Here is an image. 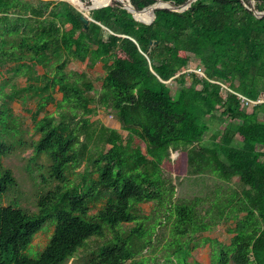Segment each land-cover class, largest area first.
Returning a JSON list of instances; mask_svg holds the SVG:
<instances>
[{
    "label": "trees",
    "instance_id": "obj_1",
    "mask_svg": "<svg viewBox=\"0 0 264 264\" xmlns=\"http://www.w3.org/2000/svg\"><path fill=\"white\" fill-rule=\"evenodd\" d=\"M254 1L264 12V0ZM155 2L131 0L139 10ZM107 4L85 23L65 0H0V98L10 80L4 67L14 63V76L26 78L22 91L37 103L33 159L44 158L57 183L35 212L2 204L16 179L1 160L23 144L3 98L0 264H66L89 244L96 251L83 264H203L191 258L205 245L211 264H264V16L250 0H196L183 12L159 9L146 24L119 0ZM74 61L102 63L99 90L87 72L69 69ZM18 95L15 88L6 97ZM101 108L126 136L91 120ZM218 117L224 125L208 143ZM172 152L181 172L212 177L214 188L179 198ZM50 218L53 233L33 258L26 250ZM231 222L229 245L205 236Z\"/></svg>",
    "mask_w": 264,
    "mask_h": 264
},
{
    "label": "rangeland",
    "instance_id": "obj_2",
    "mask_svg": "<svg viewBox=\"0 0 264 264\" xmlns=\"http://www.w3.org/2000/svg\"><path fill=\"white\" fill-rule=\"evenodd\" d=\"M82 3L85 6L83 12L90 18V8L92 7L91 0H82ZM112 3H117V1H113ZM197 64L198 62L193 60L188 67L189 71L195 70ZM13 66L14 63H10L4 67V69L9 70L7 77H9L10 80L3 93H1L0 101H4L3 98H5L14 115L18 118L22 130L20 139L23 141V144H15L14 146H11L9 153L1 160L2 165L5 168L10 169L16 179V185L3 196L2 204L4 206L19 207L32 213L37 211V202L39 198L42 195H45L57 183L49 178V163L44 158L33 159L34 153L30 144L33 140L38 139V136L34 133L31 112H34L37 109V103L36 100L29 99L28 96L30 93L22 91L27 84L26 78L20 75L14 76L13 71L11 70ZM69 69L79 72H87L90 80L93 81L95 89H100L104 77L102 63L99 62L94 68H89L87 63L74 61L69 65ZM37 70L40 74L44 72L41 67H37ZM200 76H203V74L200 73ZM172 86L175 87L176 84L173 83ZM15 88L19 91V95L12 99L7 98L6 95L13 92V89ZM91 94L93 95L94 92ZM55 96L57 100L61 99V94L59 92H57ZM246 109L252 111V105H246ZM46 111L53 113L55 111V105H48ZM40 116L42 117L43 113ZM91 120L99 121L105 126L115 128L123 136L127 135V132L121 129L120 123L116 118L105 109H99L96 115L92 116ZM223 125L224 123L220 120V117L215 118L210 131L205 135V141L209 143L212 133L220 131ZM260 149L262 148L260 147ZM171 159L173 162H176V164L172 165V169L169 173L175 178L174 182L177 186V196L179 198H192L194 195L203 193V191L209 192V190L214 188V179H212V177H206L203 180L200 177H189L184 171L181 172L182 165L179 162L180 156L178 152H172ZM83 170L84 167L78 169L77 172H83ZM44 178H47V181H45ZM232 184L234 187H238V179L235 178ZM142 207L146 214H150L152 209L151 203L143 204ZM95 212L96 210L93 211V213ZM54 223L55 220L53 218H50L45 223L42 231L36 234L31 246L26 250L27 254L33 258H37L40 255L53 233ZM235 224L236 223L234 222H231L230 224L224 223L215 227L212 231L206 232L205 236L207 235L229 245L234 236V234L229 231V228H234ZM95 251L96 246L89 244L80 249L76 257L66 264H83L92 257V254ZM211 256V248L208 245H205L194 251L191 260H197L203 264H211Z\"/></svg>",
    "mask_w": 264,
    "mask_h": 264
},
{
    "label": "water",
    "instance_id": "obj_3",
    "mask_svg": "<svg viewBox=\"0 0 264 264\" xmlns=\"http://www.w3.org/2000/svg\"><path fill=\"white\" fill-rule=\"evenodd\" d=\"M68 1L70 4H72L77 10H79L80 12L83 13L81 19L83 22L87 23L89 20H91V18H89L84 12H83V8H79L76 5H74L72 2H70L69 0H65ZM196 0H187L184 4L182 5H175L172 4L171 2H167V1H163V0H156V2L149 6V7H145L141 10L137 9L135 6H133V4L131 3L130 0H127V2L125 1H120L119 2L122 4V6L128 11L130 12L133 17L143 23L146 24H150L155 20L156 14L155 12L159 9H168L171 11H175V12H183L185 10H187L188 8H190L191 4L194 3ZM251 1V8L250 10L254 12V14L257 17H261L264 16V12H259L256 10L255 7V1L254 0H250ZM109 4L106 5H101V6H92L90 9H99V8H103L105 6H108ZM150 13L149 17L147 19H144V17Z\"/></svg>",
    "mask_w": 264,
    "mask_h": 264
},
{
    "label": "bare ground",
    "instance_id": "obj_4",
    "mask_svg": "<svg viewBox=\"0 0 264 264\" xmlns=\"http://www.w3.org/2000/svg\"><path fill=\"white\" fill-rule=\"evenodd\" d=\"M91 2H92V4H93V6H101V5H106L108 2H109V0H91ZM77 4H78V7L79 8H83V9H85V6H84V4L82 3V1L81 0H79V1H77ZM149 14V13H148ZM147 14V15H148ZM146 15V16H147ZM145 16V17H146Z\"/></svg>",
    "mask_w": 264,
    "mask_h": 264
},
{
    "label": "built area",
    "instance_id": "obj_5",
    "mask_svg": "<svg viewBox=\"0 0 264 264\" xmlns=\"http://www.w3.org/2000/svg\"><path fill=\"white\" fill-rule=\"evenodd\" d=\"M199 71H201V72H199ZM197 73H198V74H200V73L203 74V72H202L201 69L197 70Z\"/></svg>",
    "mask_w": 264,
    "mask_h": 264
},
{
    "label": "crops",
    "instance_id": "obj_6",
    "mask_svg": "<svg viewBox=\"0 0 264 264\" xmlns=\"http://www.w3.org/2000/svg\"><path fill=\"white\" fill-rule=\"evenodd\" d=\"M207 236V235H206Z\"/></svg>",
    "mask_w": 264,
    "mask_h": 264
}]
</instances>
